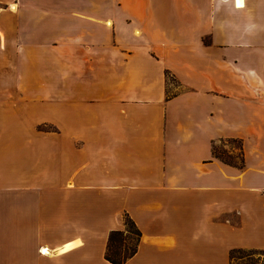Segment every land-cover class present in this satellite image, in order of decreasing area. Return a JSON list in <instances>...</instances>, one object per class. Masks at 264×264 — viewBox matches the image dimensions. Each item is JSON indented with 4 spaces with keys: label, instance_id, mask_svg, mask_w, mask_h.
Masks as SVG:
<instances>
[{
    "label": "crops",
    "instance_id": "1",
    "mask_svg": "<svg viewBox=\"0 0 264 264\" xmlns=\"http://www.w3.org/2000/svg\"><path fill=\"white\" fill-rule=\"evenodd\" d=\"M124 213L123 264L264 250V0H0V264H112Z\"/></svg>",
    "mask_w": 264,
    "mask_h": 264
},
{
    "label": "trees",
    "instance_id": "2",
    "mask_svg": "<svg viewBox=\"0 0 264 264\" xmlns=\"http://www.w3.org/2000/svg\"><path fill=\"white\" fill-rule=\"evenodd\" d=\"M41 129L42 127H38ZM212 156L225 164L238 168L244 165L242 142L237 138H221L211 143ZM123 229L111 230L108 233L104 258L112 264H123L137 250L140 239V230L127 213L123 214ZM263 250L255 248H232L228 252L229 264L236 254L244 258L242 264H259L252 256Z\"/></svg>",
    "mask_w": 264,
    "mask_h": 264
},
{
    "label": "rangeland",
    "instance_id": "3",
    "mask_svg": "<svg viewBox=\"0 0 264 264\" xmlns=\"http://www.w3.org/2000/svg\"><path fill=\"white\" fill-rule=\"evenodd\" d=\"M43 130H48L49 127H42ZM255 260L259 262V264H264V250L263 252L256 253L252 256ZM245 261L244 258H240L238 254L234 257L232 264H242Z\"/></svg>",
    "mask_w": 264,
    "mask_h": 264
}]
</instances>
